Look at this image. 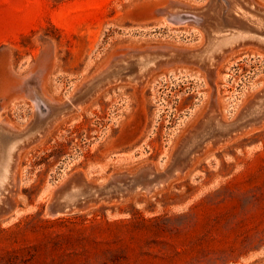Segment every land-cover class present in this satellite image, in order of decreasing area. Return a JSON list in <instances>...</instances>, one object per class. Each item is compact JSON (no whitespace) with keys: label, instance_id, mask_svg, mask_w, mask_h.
I'll return each instance as SVG.
<instances>
[{"label":"rangeland","instance_id":"rangeland-1","mask_svg":"<svg viewBox=\"0 0 264 264\" xmlns=\"http://www.w3.org/2000/svg\"><path fill=\"white\" fill-rule=\"evenodd\" d=\"M249 1L264 10V0ZM230 2L0 0V124L23 132L128 56L202 50L207 25L239 17ZM245 17L229 30L264 38V16ZM250 43L217 54L211 68L173 57L142 82L112 81L17 146L0 190V264H263L264 120L205 145L150 193L53 209L76 176L98 184L165 169L208 124L260 109L264 44Z\"/></svg>","mask_w":264,"mask_h":264},{"label":"water","instance_id":"water-1","mask_svg":"<svg viewBox=\"0 0 264 264\" xmlns=\"http://www.w3.org/2000/svg\"><path fill=\"white\" fill-rule=\"evenodd\" d=\"M231 4L235 12L239 15V17L234 16L232 21H235L234 23L239 24L240 27L245 25L243 21L246 18L245 12H256L264 15V10L256 8L249 0H231L228 5L231 6ZM199 14L197 16L201 18L200 21L206 22L203 15ZM232 21L226 17L223 18L221 24H210V26H207L205 32L208 42L207 46L202 50H179L167 55L158 53L148 54L142 58L137 55H131L119 60L88 82L84 88L72 98L68 99L67 102L60 106L49 107L50 111L46 115L38 113L35 120L21 133L14 134L0 124V161L5 159L7 155H10L12 158V154L15 152L12 151L14 147L33 141L51 119L59 117L65 112L77 109L82 102L87 98L90 99L95 93L117 77L124 78L133 75V79L137 78L141 75L144 67H146L145 69L148 71L146 74H148L159 66L162 59L172 57L185 58L205 64L211 68L215 56L219 54V51L216 52V48L213 47V40L219 35L242 34L246 36L247 43L257 42L264 44V38L262 36H257L252 32H233L229 30V27L233 25ZM263 119L264 102L260 105L259 110H248L233 122L223 123L217 121L211 125L208 124L201 131L191 136L176 153L172 162L162 170L154 167H146L135 174L115 175L105 182L98 184L88 182L83 176H76L57 193L53 203V209L56 213H66L75 207L78 209L91 203L124 199L138 191L156 190L183 172L190 160L203 150L208 142L230 139L239 132L249 128L252 124L260 123Z\"/></svg>","mask_w":264,"mask_h":264},{"label":"bare ground","instance_id":"bare-ground-1","mask_svg":"<svg viewBox=\"0 0 264 264\" xmlns=\"http://www.w3.org/2000/svg\"><path fill=\"white\" fill-rule=\"evenodd\" d=\"M229 2V1H228ZM171 5V4H170ZM223 5V4H222ZM231 7V6H230ZM221 8V7H220ZM223 8H225V7H223ZM223 8H222V10H223ZM234 8V7H233ZM225 10V9H224ZM228 10V9H227ZM233 10V9H232ZM182 12V11H181ZM186 12V11H185ZM226 12V11H225ZM228 12H229V10H228ZM227 12V13H228ZM231 12H235V11H231ZM191 13V12H190ZM193 14V13H192ZM177 15V14H176ZM184 15V14H183ZM185 15H186V13H185ZM174 16V15H173ZM173 16H171V17H173ZM213 16V15H212ZM219 16V15H218ZM264 16V15H263ZM191 17H193V15L191 16ZM191 17H184V16H176L175 18L177 19V20H179V21H182L183 19H188V18H191ZM195 20H197L198 22H200V20H201V18L200 17H198V16H195V17H193ZM206 18V17H205ZM210 18V17H209ZM194 19H192V20H194ZM168 20V19H167ZM172 20H173V18H172ZM218 20V19H217ZM189 21V20H188ZM175 22V21H174ZM212 22V21H211ZM166 23H167V21H166ZM202 25L204 24L203 22H200ZM219 23H220V21H219ZM169 24V23H168ZM172 24V23H171ZM178 24V23H177ZM182 24V23H181ZM180 24V25H181ZM179 25V24H178ZM179 25V26H180ZM175 26V25H174ZM195 26V25H194ZM206 26V25H205ZM208 26V25H207ZM250 27V26H249ZM205 29V28H204ZM200 30H201V28H200ZM204 31V30H203ZM244 32V31H243ZM206 35V34H205ZM207 40H208V38H206ZM207 43V42H206ZM240 43H247V40H246V36H244V35H242V34H224V35H219V36H217V37H215V39L213 40V47L214 48H216V52L217 51H219V54L221 53V54H223L224 53V51L227 49V48H229V47H232V46H234V45H237V44H240ZM257 43V42H256ZM251 44V43H250ZM258 44V43H257ZM259 45H261V44H259ZM258 46V45H257ZM173 58V57H172ZM215 63V62H214ZM204 67V66H203ZM146 67H144V70L142 71V73H141V75L139 76V77H137V78H134L133 79V75H131V76H129V77H117V78H115V79H113L112 81H115V82H117V81H127V82H130V83H139V82H142L143 81V79L144 78H146V73L148 72V71H146V69H145ZM111 81V82H112ZM111 82H109V83H111ZM101 90V89H100ZM100 90L98 91V93L100 92ZM31 91V90H30ZM32 92V91H31ZM97 93V94H98ZM32 94V93H31ZM96 94V95H97ZM33 96V95H32ZM41 98V97H40ZM40 98H37V105H39L38 103H41L44 107H43V109L44 108H46L47 109V105H46V103H44ZM261 99H262V97H261ZM35 100H36V98H35ZM264 100V99H263ZM35 102V101H34ZM260 102V101H259ZM257 104H258V102H256ZM63 104V103H62ZM255 104V103H254ZM257 104H256V106H257ZM259 105H260V103H259ZM38 107V106H37ZM36 107V108H37ZM50 107V106H49ZM51 107H53V105H51ZM258 107H260V106H258ZM80 108V107H79ZM78 108V109H79ZM254 108V107H253ZM38 109V108H37ZM251 109V108H250ZM256 109H258V108H256ZM48 110H49V108H48ZM259 110V109H258ZM42 111V110H41ZM254 111V110H253ZM212 112V111H211ZM215 112V111H214ZM38 113H41L40 111H38ZM44 114V113H43ZM47 114V113H46ZM210 116V115H209ZM213 116V115H212ZM216 116V115H215ZM217 118V117H216ZM211 120H212V118H211ZM216 120V119H215ZM214 120V118H213V121H215ZM219 120H221V119H219ZM218 120V121H219ZM264 120V119H263ZM217 121V120H216ZM262 122V121H261ZM208 123H210V121L208 122ZM213 123V122H212ZM212 123H210V124H212ZM229 123V122H228ZM209 124V125H210ZM255 126H256V124H255ZM49 127V126H48ZM250 127H254V124H253V126H250ZM203 128V127H202ZM45 131V130H44ZM193 135V134H192ZM38 140V139H37ZM225 140H228V139H225ZM225 140H214V141H210V142H208L206 145H210V144H217V143H221V142H223V141H225ZM36 141V140H35ZM26 143H28V142H26ZM12 151H17V147H14V149L12 150ZM14 154H15V152H14ZM12 157H13V155H12ZM11 156L10 155H7L6 157H5V159H2V161H0V190H2L1 188L3 187V184H5V182H7V180L9 179V175H10V165H11ZM11 176V175H10ZM7 186H9V185H7ZM7 186H5V187H7ZM161 188V187H160ZM6 190H7V188H5ZM9 189V188H8ZM157 190V189H156ZM6 192V191H5ZM144 192H146V193H150V192H152V191H144ZM5 194V193H4ZM7 195V194H6ZM2 195H0V197H1ZM2 201V200H1ZM2 203V202H1ZM2 207V206H1ZM2 209V208H1ZM59 214V213H58Z\"/></svg>","mask_w":264,"mask_h":264}]
</instances>
